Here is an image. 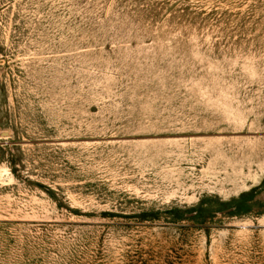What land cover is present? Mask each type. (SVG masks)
I'll return each mask as SVG.
<instances>
[{
    "label": "rangeland",
    "instance_id": "obj_1",
    "mask_svg": "<svg viewBox=\"0 0 264 264\" xmlns=\"http://www.w3.org/2000/svg\"><path fill=\"white\" fill-rule=\"evenodd\" d=\"M0 264H264V0H0Z\"/></svg>",
    "mask_w": 264,
    "mask_h": 264
}]
</instances>
